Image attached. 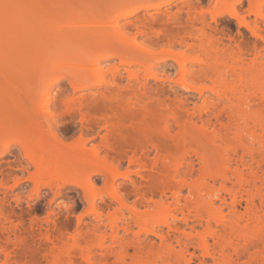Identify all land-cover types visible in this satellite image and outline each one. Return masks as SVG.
<instances>
[{
    "label": "rangeland",
    "instance_id": "obj_1",
    "mask_svg": "<svg viewBox=\"0 0 264 264\" xmlns=\"http://www.w3.org/2000/svg\"><path fill=\"white\" fill-rule=\"evenodd\" d=\"M26 1L27 6L22 7H17L11 2L0 3V109L3 111H0V113H3L5 117L10 113V117L8 118L12 119V117H16L14 121L20 115L21 117L19 118H21L22 123L18 118L20 122L18 125H24L23 123H25L27 127L26 129L21 127L20 130H26V137L28 134L33 139V143L36 140H42L48 146H68L73 149H84L89 155L92 152H98L99 155L94 163L81 167L77 172H63L59 176L50 179L47 176L39 174L38 170L33 166L32 156L27 155L21 148L22 141H25V134H19L21 133V131H18L19 128H17L18 130L13 128L17 132H12V130L8 132H5V130L0 131V169L2 170L0 172L3 175H0V211L5 212L10 216L9 218H12V220L10 219L11 223H13V226H17V228H13L16 229L18 234L16 237L11 236V241L6 245L7 251L12 254L13 259L11 258V261H16L15 264H47L49 251H51L53 245L51 241H48L50 244H48L47 240L44 241V239H47L45 238L47 234L44 235L46 232L48 235L51 232L50 239L52 238L53 242H56L54 240L57 238L63 239L62 241H68V244H66L68 245V249H71V246L74 244H80L81 246L84 244L83 247L86 246L88 249L90 247L89 251L91 255H95V259L99 256L96 260L97 262H99L102 255L108 254L109 248L112 250L118 244L120 247L124 246L126 248L128 256L125 262L130 264L132 262L131 258L134 256V248L130 244V240L135 237L141 238L139 240L143 241L144 243H142L146 247H152L161 251L160 239L154 234H150V231H166L167 229H164L166 227L163 224L166 221V224L171 223L176 211L170 207L172 209H168L170 211L167 213L171 215H167L163 211L161 216H154L153 214L152 217L150 216L152 211H155L153 209L157 204L156 202L160 199V190L151 182V177L155 176L158 171L156 170L158 165L163 163L162 161H165L162 158L163 154L168 156V159H166L167 163L175 164L174 162L180 163L186 158L195 160V152L203 149L204 146L202 145H206L205 147H209L208 149L212 146H209L210 143L208 144L206 140L202 141V137L201 141L199 140L202 142L200 144L196 139L195 141L194 139H190L186 144L175 143L169 139L165 135L162 123L165 111L161 112L160 106H158L159 104L156 103L157 100L154 98L149 99L152 101L146 98L148 102L146 100L145 102L140 101L139 103H144H141V106L140 104L128 106L130 104L129 99L136 97L131 98L132 91L127 85L129 82V74L127 75L126 72L127 64L125 63V65L123 60V65L121 58L118 56L110 59L100 57L102 51H99L101 49L99 48V42L78 40L74 33L86 32L84 35H88L90 34L89 32L110 31L113 28V20L117 18L118 26L124 30V36L121 40L117 39L112 34V31L110 34L114 41L110 45H113L114 49L121 55L128 49L130 52L141 56L144 53H148L154 57L151 62V59L149 61L146 59L145 63H148L145 64L146 67H131V69L133 67L140 68L137 72V68H135L134 73L139 74V80L142 82H146V77L149 76L147 82H149L150 87L153 89L150 95H154V91L157 90L161 96V100L167 102V105L172 106L174 101L173 96L177 94L179 98L184 99L182 101H187L188 106L187 104L186 106L188 111L194 110L198 113L203 112L205 109L204 112L210 116V125L218 127L221 122L222 125L228 122L229 116L222 106L223 103L219 102L217 96L213 93L212 77H210V80L208 78L209 74L207 76L208 79H205L206 76L203 77L204 73L201 74L199 72L202 75L201 79L198 78L199 75L197 78H190V76L188 77L190 73L187 74V77L191 80L195 81V78L202 80V83L199 80L198 83L195 82L196 85L193 84L195 86H193L192 90H189L187 88L189 84L188 86L183 85V83L185 84L184 81L186 79L184 77L186 76L180 75L178 64H187L185 66L187 68L197 67L198 65L195 64L196 57L193 56L195 62L191 63L193 61V57L191 56L197 54L196 56L200 55L199 59H201V49L202 52L206 51L205 55H208L215 53V50L218 49L237 51V48H241L245 52V56L247 55L248 58H251L255 52L254 49L257 46L260 47L263 42L258 37H254L248 25L250 27L255 21L264 22V19L259 17L260 14L264 16V0H256L253 9H251L252 7L249 5L248 0H241V2H237V0H170L168 5L158 11L154 9L142 10L131 16H126L127 10L117 8L124 0ZM136 1L134 5H139L142 2L149 4L169 0H139L141 3ZM144 14L155 15L157 21L155 24L150 25L147 30L145 29L144 34H140L129 25V21L131 22ZM167 14L179 17V21L168 22L166 19ZM28 22H32V24ZM191 24H193V28L188 26ZM203 25L207 26H205L207 35L203 43V37L198 35L197 38L189 39L188 33L196 32ZM182 38L186 39L187 45L193 44V46L189 47L185 44L186 46L180 47L177 45L178 41ZM205 41H208V43L209 41L211 43L214 42L217 49L215 46L214 48L212 47L213 50L203 49L207 48L204 47ZM201 43L204 44L203 48ZM172 44L175 45H173L174 48L171 47ZM105 48L107 49V47ZM102 50L103 54H105L106 50L104 48ZM109 51L111 50H108V53H110ZM181 53L183 55L180 57L179 54ZM177 55L180 57L179 59ZM175 60H179V63L176 64ZM206 60L208 59H205V62ZM95 64L99 66L95 67ZM204 69H206L205 65L201 69L202 72ZM193 70L190 72L192 73ZM150 71L152 72L151 75L154 73L152 77L150 76ZM72 73L81 74V81L74 80L73 75H71ZM193 74L194 72L192 76ZM154 75L159 77V79H153ZM188 78L187 80H189ZM53 81L55 85L51 84ZM48 84H51L52 92L50 94L51 99L48 102L50 105H47V110L49 115L56 118V123L53 125L47 124L48 122L43 120H38V118L42 119L39 116H45L43 109L46 110V108H43V105L45 106L48 103L43 104L44 101L43 103L41 102L46 91L45 88L50 86ZM72 84L74 86L80 85L83 88L78 92L74 91L71 86ZM200 92L204 93L207 98L205 96L202 97ZM79 97L86 102L81 112L74 106L75 100L79 99ZM206 99L208 101L211 100L215 104L213 105L211 101L208 102ZM133 100L131 101L134 103L135 99ZM64 101L71 102L67 109L63 108ZM146 104L148 106L145 108ZM206 105L210 107V110L209 107L205 108ZM186 109L184 107V110L182 109L181 112L184 118L187 114ZM252 110L249 114L250 118H253V120L255 118L264 119V109L258 102L252 104ZM214 112L219 114V121H217V118H214V115H216ZM11 113L16 116H13ZM83 117H86L87 122L82 121ZM23 119L25 120L24 122ZM170 121L173 127L172 134L174 135L177 132V127L173 120ZM90 123L91 125H89ZM194 132L197 133L196 131ZM105 135L109 136V139L111 138L114 152L106 151L102 142V137ZM144 153L149 155L148 158L141 157ZM134 154L137 157H135L134 161H131ZM140 173L143 175V178L140 176ZM197 174L200 175V172H195L194 177L196 179L198 178ZM107 176L112 182L114 180V186H111L112 182ZM107 179L109 182H107ZM130 179L133 181H130ZM48 183L51 184L49 188L44 186ZM176 184L177 182L174 183V185ZM185 190L187 191V189ZM185 194L186 192L184 191ZM115 197L119 198L118 200L120 201L125 199L123 202L126 205L122 206L123 202H119V206ZM150 205L153 206L152 208L150 207L151 209H149ZM131 206L132 208L133 206L138 207V210L140 208V212H145V209H147L150 213L151 210L149 214L151 219L149 220L153 222L156 219V223H149L148 225L151 224L150 228H146L145 230H142V227L137 228L135 227L136 225L133 226L130 217H128L131 214L129 212L132 210ZM242 206H244L243 202ZM224 213H227V211L225 210ZM96 214H100V217ZM95 216L99 218L98 220H100L102 225H107V223L116 219L113 222H131L132 229L135 227L132 231L136 233L139 229L141 231L138 234L133 232L128 237L120 233L118 237L120 238L119 241H116L118 238L116 237L117 239H115L109 234V231V235H106L107 238L105 236L104 238L102 237L105 240H100V237H98L99 241L97 237V239L95 237L93 239L88 238L87 233L89 232L87 231L90 230L93 224H97ZM175 216L180 217L177 213ZM0 219H2L0 221L2 222L3 218L1 216ZM205 219H208L206 213L204 221ZM19 221L22 223L21 227L18 226L21 224ZM104 221L106 224H104ZM148 225L146 224V227H149ZM204 225L205 222L203 227L197 229L203 234L207 232V229H205L206 225ZM214 226L215 224L211 227L212 231L215 229ZM46 228H48V231ZM43 231L46 232L42 233ZM85 233L87 235H84ZM209 233H211V230L206 234L209 235ZM207 235L208 242L212 244L213 240H211V237L209 238L210 235ZM59 239L58 241H60ZM111 239L115 243L114 246H112L114 243ZM121 239L123 240L121 244H125L123 246L119 244ZM80 241L82 242L80 243ZM173 243L176 246L174 241ZM59 245L61 246V244ZM77 245H74L72 249L75 250ZM192 247L193 245L189 247L188 252L190 255L192 253V255L187 256L185 254V259H189L190 257L189 260L192 259V261L189 264H198V259L200 262V258L202 257L199 253L201 251L198 249L196 251ZM49 248L51 249L49 250ZM211 248L214 250V247ZM114 249H118L117 246ZM212 250L210 251L213 252ZM102 252H105V254H102ZM162 252L159 253L163 254L164 252ZM154 256H144L147 257V264L160 263V258ZM165 256L164 254L163 261L165 260ZM108 257L107 264L120 263L116 262L113 256ZM173 259L171 260L170 258V261H166L168 259L165 261L166 263L169 262V264L178 263L175 260H179V258H175L174 262ZM207 259L208 262L213 264L210 257H207ZM78 260L80 261L79 258ZM3 261L4 256L0 252V264ZM256 262L259 264V260ZM79 263L83 264L81 261Z\"/></svg>",
    "mask_w": 264,
    "mask_h": 264
},
{
    "label": "bare ground",
    "instance_id": "obj_2",
    "mask_svg": "<svg viewBox=\"0 0 264 264\" xmlns=\"http://www.w3.org/2000/svg\"><path fill=\"white\" fill-rule=\"evenodd\" d=\"M25 1L26 0H0V3L1 2H11L13 5H16L17 7L18 6L22 7V6H27V3H25ZM135 1L136 0H127V1L124 0L118 5L117 8L120 10H127L126 16H131L142 10L154 9L158 11L162 7L168 5L170 2L169 0L165 2L146 4L145 2L141 3L139 2V0H137L136 2H139L141 4L134 5ZM237 2H241V0H237ZM248 2H249V5L252 7L250 8L253 9V7H255L256 0H248ZM259 17L261 19H264V16L262 14H260ZM166 19L168 22L179 21V17L172 15V14H167ZM156 21H157V17H155V15L153 14L145 15L144 14L142 16L137 17L131 22L129 21V25L133 27L138 33L144 34L145 29L147 30V28L150 25L155 24ZM28 23L32 24V22H28ZM188 26H190V28L194 27L193 24L188 25ZM205 26L206 25H203L199 30H197L194 33L189 32L188 33L190 37L189 39L192 40V38H195V37L197 38V35H198V36L203 37V40H202V43H203L204 39H206L205 36L207 35V32L205 31ZM248 28L251 30L254 37L255 36L258 37L263 42L262 43L263 46L261 43H259L261 44L262 47L261 46L260 47L257 46V48L255 47L256 48L254 49L255 52L252 54L251 58H248L247 55L245 56L244 54L245 52L241 48H240L241 50L237 48V51L236 50H219V49L215 50L214 49L215 53L205 55L206 51L202 52V49L200 48L201 46L203 48V45L205 44L204 47H207V48H203V49H207V50H213L215 46L214 42H212L213 43L212 44L209 41V43H211L209 44L208 41H205L206 43L204 44L201 43L202 44L201 46L199 44L200 46L199 49H201L200 50L201 59H199V56H200L199 54H198L199 56H196L197 54L191 56V57L193 56L196 57L195 64H197L198 65L197 67L199 68L197 67L187 68L185 67L187 66V64L182 65V63L180 64L178 62L179 60H175L176 64L179 63L178 66H179V70L181 71V72L179 71L180 75L183 74L187 77V74L190 73L188 77L190 76V78L192 77L197 78V76L199 75L198 78L201 79L202 75H200V73L201 74L204 73L205 75L203 74V77L206 76L205 79L207 78L209 74L210 75L208 76V78L210 79V77H212L211 78L212 80L211 79L210 80L212 81L213 93L217 96V99L219 100V102L221 101L223 103L222 106L227 111L228 116H229L228 122L223 123V125L221 124L222 122L221 123L219 122L220 123V125L218 126L219 128L213 127L212 125H210L211 124V121H209L210 116L209 114H206L204 112L205 109L203 110L205 114L203 112L196 113L193 109H192L193 111L191 110L188 111L187 101L186 100L182 101L184 99H181V97L179 98L177 94L173 96L174 101L171 99V101H173L172 106L167 105L166 104L167 102L161 100L160 98L161 96L157 90L154 91V95L153 94L150 95L153 89L150 87L151 85H149V82H147V79L149 78V76L147 77L145 76L146 82L144 81L142 82L141 80H139L140 79L138 77L139 74L138 73L136 74V72L137 70L139 71L140 69V68L138 69V67H146L145 64H148V63H145L146 59L147 61L151 59L150 60L151 62L154 59V57L148 53H144L146 55L142 54L141 56V55H138L137 53L130 52L128 49H126L125 53H122L121 55L117 52L116 49H114L113 45H110V43L114 41L111 38V34H110L112 33V31H113L112 34H114L117 39L121 40L122 37L124 36V33H123L124 30L118 26L117 18L113 20V28L110 31L89 32L90 34L88 35H84V33L86 32L74 33L76 39L78 40H84V41L88 40L91 42H99L100 43L99 48H101L99 51L100 52L102 51V53H100V57L110 59V58L118 56L119 58H121V63L124 60L123 63L127 64V65L125 64L126 66H128L127 67L128 71L126 69L127 75L129 74V82L127 83V85L129 86L128 88L131 89L132 91L131 98H133L134 96L137 98V99L133 98L135 99L134 103L131 101L133 99H129L130 104H128V106L130 105L135 106V104L136 106L138 104H140L141 106V103L142 104L144 103L143 102L139 103L140 101L145 102L146 98L147 100L154 98L155 100H157L156 103L159 104L158 106H160L159 108L161 112H163V110L165 111L164 112L165 114H163V116L164 115L165 116L164 118L162 117L163 118L162 123H163V128L165 131V135L168 136L169 139L179 144H186L188 140L190 141V139L191 140L194 139L195 141L196 139V141H198L200 144L202 143L200 142L201 137H202V141L206 140L208 144L210 143L209 146H212L210 149L214 148L213 150H210L208 149L209 147L208 148L205 147L206 145H202L205 147V149L203 147V149L197 150L195 152V155H194L196 158L195 160L191 158H186L184 161L182 160L180 163L174 162L175 164L167 163L166 159H168V156H166L165 154L162 155V158L165 161H162L163 163H161L162 165L160 164L161 166L158 165V168H156V170L158 171L157 172L155 171L156 172L155 176L151 177L152 179L151 182L155 184V186L160 190V199L158 202H156L157 204L153 209L155 211H152L151 213V210H150V213H151L150 214L148 212L149 210L145 209L146 208L145 207L144 209L146 213L144 211L140 212L139 211L140 208L138 210V207H134L135 206L134 205L133 208L131 206L132 210L128 208V210H130L129 212L131 213L130 216L128 217H130V221L133 223V226L136 225L135 227L137 228L142 227L141 228L142 230H145L146 228L147 229L150 228L151 224L150 225L148 224L152 222V220L151 221L149 220L151 219L150 216L152 217V214L154 216L155 215L161 216V214H163V211L167 213L168 211H170L168 209L174 208L176 213L179 214L180 217H177L178 215L175 216L176 213L174 214V217L171 216L173 218V221L167 224H166L167 222L166 221L163 224L165 225L164 227H166L164 229H167L166 231L158 230L159 228L157 229L158 231H155V230L153 232L150 231V234L152 235L154 234L157 238L160 239L162 248H160V246L159 248L161 251H159V249H155L152 247L150 248L146 247L143 244L144 242L142 241L143 242L142 243L139 240L141 238L135 237L136 235L134 236L135 238L133 239L131 238L130 244L134 248V256H132L133 258H131L132 262L130 261L131 262L130 264H147V260H146L147 257H144V256H151V255L152 257L155 255L156 257L160 258L159 264H169V262L166 263V261H170L169 260L170 258L171 260L174 258L173 262L175 258H179L180 262L179 260H175V262L176 261L178 262L176 264H179L182 262L189 264V262L192 261V259L189 260L190 257L189 259H185L186 257L185 254L187 256L190 255V253L188 252H189V247L191 245H193L192 248H195V250L198 249L199 251H201L199 253L202 255V257L200 258L201 259L200 262L198 259V264H209L210 262H208L207 257L211 258L213 264H255V262L258 260H259V264H264V119L255 118L253 120V118L249 117V114L253 111L252 104L258 102L264 109V22L255 21L253 25H250V27L248 25ZM186 43H187L186 39L182 38L180 41H178L177 45H179L180 47H183L187 45ZM173 45L174 44H172L171 47L174 48L175 45L174 46ZM190 46H193V44H190ZM105 47H107V49ZM102 48H104L107 51V53L105 51L106 55L103 54L104 52ZM108 50H111L112 52L109 51L110 53H108ZM181 55L183 54L182 53L179 54L180 57ZM124 56H127V57H124ZM179 56H178V59L180 58ZM195 59L193 57L192 58L193 61H191V63H194ZM205 59H208L206 60L207 63L205 62ZM173 60H174V57H173ZM184 61L186 62V60ZM203 65H205L206 69H204V71L202 72L201 69L203 68ZM94 66L97 67L99 65L95 64ZM132 66H138V67H133V69H131ZM135 68L137 69H136V72L134 73ZM192 69L196 71V74L194 70L192 71V73L194 72L195 76L194 74L192 76V73L190 72ZM151 73L152 72L150 71V76L152 77L154 73L152 75ZM71 75H73L74 80L77 79L78 81H81V74L72 73ZM186 77H184V79L186 80L185 81L183 80L185 82V84L183 83V85L188 86L189 84V86L187 87L189 88V90L193 89V86L196 85L195 82L198 83V80L199 82L201 81L200 83H202V80L200 79L195 78V81H194L193 79L191 80L190 78L187 77L190 80L189 82V80H187ZM153 79L156 80V79H159V77H156L154 75ZM54 83H55L54 81L53 83L51 82L52 85H55ZM51 84H48L50 86L45 88L46 91L43 95V99L41 102L43 103L44 101L43 104L48 103L51 99L50 98V94L52 92ZM71 86L73 87L74 91H77V92L83 88L80 85L74 86L72 84ZM200 90H203V89H200ZM200 95L202 97L204 96L206 97L204 93L202 94L200 92ZM206 100L208 101V99ZM149 101H152V100H149ZM210 101L211 100H209L208 102ZM70 103L71 102L69 101H64L63 108L67 109ZM85 103L86 102L81 97H79V99L75 100L74 106L79 112H81L83 107L85 106ZM171 103L169 104L171 105ZM212 104L214 105L215 103H212ZM47 105H50V104L48 103V104H45V106L43 105V108H46V110L48 109ZM147 106L148 105L146 104L145 108ZM184 107L185 109L187 108L185 110L187 112V114L185 112L186 114L185 118L181 114L182 109L184 110ZM207 107L209 106L206 105L205 108ZM43 110H44L45 116L38 115L40 118H42V119L38 118V120H43L45 122H48L47 124H50V125L55 124L56 118L52 115H49L48 110L47 112L45 109ZM209 110H210V107H209ZM216 110L218 109L216 108ZM0 111L3 112L1 109ZM203 114L206 116L205 118ZM9 115L10 113L8 114V116L5 117L3 113H0V131L5 130V132H8L12 130L13 132L15 131L14 129L19 128V130L17 129L18 131H21V133L19 134H25L27 132L26 130L24 129H23L24 131L20 130L21 127L25 129L27 128L25 126V123H23L24 125L22 124L18 125V123L19 124L20 122L22 123V120H20L21 118H19L21 116L18 114L19 115L18 118L20 121L19 122L18 118L16 121H14L16 117L14 118L12 117V119L8 118L10 117ZM12 115L16 116L14 114ZM218 117H219V114L214 115V118H217V121H219L218 119H220ZM5 120L6 122H4ZM170 120H173V122L176 124V127H177V132L174 135L172 134L173 127L171 126L172 122ZM24 121L25 120L23 119V122ZM82 121L87 122L86 117H83ZM14 122L16 123L13 124ZM89 125H91V123ZM194 131H196L197 133H195ZM110 139H109V136L105 135L102 137V142L107 152H114V147ZM21 148L26 152L27 155L32 156L33 166L38 170L39 174L43 176H47L50 179L59 176V174L63 172L65 173H67L68 171L70 172L72 171V173L77 172V170L79 171L81 167L94 163L95 159H97L99 155L98 152H92L89 155L86 153L84 149H73L68 146H60V147L48 146L42 140H36L35 143H33V139H31L28 134H27V137L25 134V141H22ZM213 152L215 155L213 154ZM147 153L142 154L141 157L148 158L149 155ZM213 155L216 157L215 159ZM135 157H137L136 154L133 155L131 161H134ZM195 166L197 168L199 167L198 170ZM196 171L200 172V175H198L199 173L197 174V177H198L197 179L196 177H194ZM0 175H2L1 172H0ZM137 176L139 175L137 174ZM140 176H142L143 178V175H141V173H140ZM127 179H128V176H127ZM110 181L112 182L111 179ZM130 181H133V180L130 179ZM107 182H109L108 179H107ZM113 182L112 184L110 183L111 186L114 184ZM173 182L174 183L177 182V184L174 185ZM130 183L135 184L133 182H130ZM48 184L44 186L49 188L51 184L50 185ZM217 186L218 188H216ZM185 189H187L188 192ZM184 191L186 192L185 195L187 196L184 195ZM117 197H115V199L117 200L118 203L119 202L121 203L125 200L124 199L123 201L122 200L120 201L118 200L119 198ZM242 202L244 203V206H242ZM120 203L118 204L119 206H120ZM122 204H123L122 206L126 205L124 202ZM151 205L149 206V209L153 207ZM241 206H242V209H241ZM240 209L243 211L241 212ZM225 210L227 211V213H224ZM4 213L0 211V216L3 218V221L0 222V252L4 256V261L2 264H15L16 261L15 262H12L13 260L11 261L12 254L7 251L6 245L7 243L11 241V236L16 237L18 235L15 229L17 228V226L16 227L13 226V223H11L12 218H9L10 216L7 215L6 213L5 215ZM205 213L208 219H205L204 221ZM168 214L170 213H167V215ZM96 215L100 217V214H96ZM124 218H125V215H124ZM98 219L99 218H96L97 224L96 225L93 224L94 226L92 225L90 230L87 231L89 232L87 233L88 235L86 233L84 234V235H87L88 238L93 239L94 237L95 238L100 237V240H101L104 238V236L106 237L109 231V234H111L115 239H117L120 233L128 237L129 234H132L133 232H135V231H132L135 227L132 229L131 222H126V223L125 222L121 223V221L113 222L114 220L116 221V219H114L111 222L107 223V225H102V223ZM1 220L2 219H0V221ZM123 220L125 221V219ZM155 221L156 219L153 220V222ZM204 222L206 225V228L205 227L204 228L207 229V232L206 231L205 232L208 234V231L211 230V233H209L210 236L207 235L206 233L203 234L202 232L197 230L198 228L203 227ZM104 224H106L105 221H104ZM146 224L149 227H146ZM213 224H215L214 226L215 229L213 228L214 230L212 231L211 227ZM18 226L21 227L22 223ZM47 229L48 228H46V230ZM141 229H139V231H141ZM149 230H152V229H149ZM139 231L137 233L135 232V234H138ZM45 232L43 231L42 233H45ZM50 233L51 232H49V235H48V233L46 232L44 235L47 234L45 236V238L47 239L43 238L44 241L45 240H47V242L51 241L53 245L52 249L49 248V250L51 249V251H49L50 254L47 258L48 260L46 259L47 264H80L79 263L80 261L83 262V264H97L99 262H100L99 264H107L106 261H107V258H109L108 256H113L115 261L118 263L119 262L121 264L126 263L125 259L128 256V252L125 250L126 248L123 246L125 244L124 243L123 245L121 244V242L124 240L123 238H122L123 240L121 239L119 244L122 245L124 248L120 247L118 244L115 245L113 239H111V241H113L114 243L112 244V246L115 245L117 246L118 249H114L115 246L113 247L112 250H110L109 248V251H108L109 255L105 254V252L104 253L102 252V254H105V255H102L101 259H99V262H97L96 260L98 259L99 256L97 255L98 257H96L97 259H95V255L94 256L91 255V252L89 251L90 247L88 249L86 248V246L83 247L84 244L82 246L80 244L79 245L74 244V245H77V247H75V250L72 249L74 245L71 246V249H68V245H66L68 244V241H62L63 239L61 240V238L60 239L57 238L54 240L56 242H53V240H51L52 238L50 239ZM206 235L209 236V238L211 237V240H213V243H212L213 245L210 242H208ZM87 237H84V238L88 239ZM58 239L60 241H58ZM97 240L99 241V238ZM119 240L120 238H118L116 241H119ZM173 241L175 242L176 246H174ZM81 242L82 241H80V243ZM75 243L77 242L75 241ZM48 244H50V242H48ZM59 244H61V246ZM112 246L110 247L112 248ZM210 247H214L213 248L214 250H212V248L210 249ZM163 248L165 249V251H163L164 250ZM156 250H158L160 253L163 251L164 253L162 252L163 254H160ZM210 250H212L213 252H211ZM76 253H77V256H76ZM147 254H151V255H147ZM164 254L166 255L164 259L165 260L168 259L166 261L165 260L163 261ZM76 257L80 259L79 261L77 258L79 262L76 260ZM256 264L258 263L256 262Z\"/></svg>",
    "mask_w": 264,
    "mask_h": 264
}]
</instances>
